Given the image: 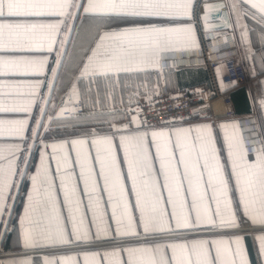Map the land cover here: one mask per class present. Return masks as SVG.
<instances>
[{"label": "snow or ice", "instance_id": "1", "mask_svg": "<svg viewBox=\"0 0 264 264\" xmlns=\"http://www.w3.org/2000/svg\"><path fill=\"white\" fill-rule=\"evenodd\" d=\"M210 7L228 8L223 27L234 21L264 77V0ZM195 21L196 0H0V245L14 236L0 264H264V79L245 121L130 116L180 63H200Z\"/></svg>", "mask_w": 264, "mask_h": 264}, {"label": "crops", "instance_id": "2", "mask_svg": "<svg viewBox=\"0 0 264 264\" xmlns=\"http://www.w3.org/2000/svg\"><path fill=\"white\" fill-rule=\"evenodd\" d=\"M213 1V0H206ZM226 3V0H223ZM201 4L202 0H196V29H197V35L199 37L200 41V47L203 51V56L200 58V63H196L197 57L193 55L191 57V63L188 62L186 59L183 63H180L179 67L174 69L172 71V76L169 82H165L164 80H161L159 82V90L160 94L158 96L168 95L172 93H176L179 91H185L190 90L196 87H204V88H212L216 87L219 91H221V78L224 75V67L221 63V60L225 57L233 56L238 61H240L244 67L245 73L248 77V83L247 85L243 87H230L227 85H224L225 90L222 92H227L230 96L231 102H232V110L234 112V115L232 117H224V116H218L212 120H196V121H186L185 126H189V123L194 125L198 123H213V124H219L223 121H245L248 119L253 118L256 113L251 110V101L249 99L248 93L251 91V93L256 97L258 100L260 98V89L258 85V81L264 79L262 76H257L255 78H252L249 72V62L243 58V46H238V40H239V32L233 31V28L231 26V30H216L210 33V35H216L220 37L221 39L217 43L216 47L219 49V51H214L212 53L213 56L219 57L215 61H217V66L214 69H210L208 66L209 61H213L209 58V45L210 41L206 40L204 37V32L201 28L200 22H199V14L201 13ZM227 8V7H226ZM228 10V8H227ZM231 25L234 23L233 20H230ZM227 37V43L224 42L223 38ZM253 39H255L253 37ZM217 68H220V76L217 75ZM155 80V77H153V81ZM70 87V85H64V88L67 89ZM128 92H125L123 94V105L119 103V93L117 96V107L120 108V110H123L125 106L128 104ZM64 96V92H60L58 94L54 95L53 102L59 106L61 103V98ZM158 96H152L151 98H155ZM136 101L141 102L145 100H149L148 98H145L144 96H138L135 98ZM137 103H133V107ZM213 111L215 113H218V115H222V107L219 102L213 103ZM133 114V112L130 114V116ZM129 116V118H130ZM122 123H127L128 121H121ZM219 135V133H218ZM61 137H53L52 139H59ZM34 163H38V154L36 155V158L34 159ZM62 199V197H61ZM15 211L18 213L22 211V207L19 202H17L15 206ZM241 231L246 234L248 239V244L250 247L253 248V252L251 254L252 259H255V251H254V241L251 239L252 236L255 235V230L250 227L249 225H244ZM14 241V236L10 235L6 238L4 243L0 245V251L9 249V246L12 245ZM106 245L97 243L91 248L86 249H80V248H74V249H67L68 254H74L75 252H83V251H93L97 249H102ZM10 250L16 251L14 247H12ZM57 254V253H53ZM80 264H83V259L81 255Z\"/></svg>", "mask_w": 264, "mask_h": 264}, {"label": "built area", "instance_id": "3", "mask_svg": "<svg viewBox=\"0 0 264 264\" xmlns=\"http://www.w3.org/2000/svg\"><path fill=\"white\" fill-rule=\"evenodd\" d=\"M224 67V75L221 81L224 85L243 87L248 83V77L244 67L235 57L229 56L221 60ZM209 68L212 70L217 66V61H209ZM201 94L203 103H201ZM219 102L222 107V115L213 111V103ZM139 109V119L147 120L149 125H160L166 119H178L183 121H196L201 115H209L211 120L218 117H232V102L227 92L219 91L216 87L204 88L196 87L190 90L179 91L176 93L158 96L149 100L141 101L133 107V114ZM201 109L205 111L201 113ZM163 113V115H158Z\"/></svg>", "mask_w": 264, "mask_h": 264}, {"label": "water", "instance_id": "4", "mask_svg": "<svg viewBox=\"0 0 264 264\" xmlns=\"http://www.w3.org/2000/svg\"><path fill=\"white\" fill-rule=\"evenodd\" d=\"M216 3H225L223 0H213V1H208L207 4L209 5V22L210 25H215L217 26L216 30H231V22L230 20L228 21V27H223V21L221 20V17L226 14L228 12L227 8L225 7L224 9H222L220 12H214L211 10V5L216 4ZM205 15V8L203 6V3L201 4V13L199 14V22L201 25V28L203 30L202 27V22H201V17H203Z\"/></svg>", "mask_w": 264, "mask_h": 264}]
</instances>
